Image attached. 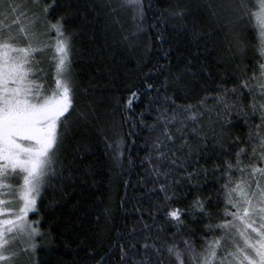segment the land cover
Returning a JSON list of instances; mask_svg holds the SVG:
<instances>
[{
    "label": "snow or ice",
    "instance_id": "obj_1",
    "mask_svg": "<svg viewBox=\"0 0 264 264\" xmlns=\"http://www.w3.org/2000/svg\"><path fill=\"white\" fill-rule=\"evenodd\" d=\"M89 7L105 15L131 10L133 28L122 37L129 47L146 31L144 0H93ZM258 7L255 16L264 32V0ZM248 11L246 0H238L230 6L235 18L230 23ZM74 14L73 0H0V264H39L38 252L54 244L51 232L41 230L42 220L29 217L40 215L48 191L59 195L50 203L56 207L69 189L94 180L93 165L86 162L94 154L88 127L111 149V173L120 174L126 151L121 122L139 123L150 134L146 162L163 198L147 209L137 207V224L118 234L114 249L96 264H111L113 257L117 264H264V61L251 75L241 67L246 49L235 33L210 67L199 52L205 34L195 23L184 25L179 35L192 47L175 66L172 50H165L166 63L157 61L141 84L129 86L133 90L117 121L115 108L111 119L108 111H99L103 96L91 82L82 88L74 71L77 33L68 27ZM167 17L184 19L179 0L167 16L159 14L158 23ZM152 27L165 43L164 32ZM260 48L264 57V42ZM81 91L89 97L83 108L77 100ZM189 97L197 102L189 103ZM142 100L146 112L156 113L151 124L144 112L133 113ZM237 121L247 129L243 136L233 131ZM182 183L198 193L219 185L215 203L211 194L197 195L188 208L173 207L189 195H177ZM112 214L105 207L96 223ZM188 221L203 223L200 247Z\"/></svg>",
    "mask_w": 264,
    "mask_h": 264
},
{
    "label": "trees",
    "instance_id": "obj_2",
    "mask_svg": "<svg viewBox=\"0 0 264 264\" xmlns=\"http://www.w3.org/2000/svg\"><path fill=\"white\" fill-rule=\"evenodd\" d=\"M144 2L146 31L135 42L136 47H129L122 37L132 31L131 10H119L114 14L105 15L106 10L100 8L95 12L91 10L89 5L93 0H73L75 14L68 27L77 33L74 71L80 78L82 88L91 82L96 95L103 96L104 106L99 111L101 113L108 111L109 119L112 118L111 109L115 108V119L121 121L122 106L133 90L129 86L141 84L144 74L149 72L157 61L161 64L166 63L163 57L165 50H172L169 58L175 66L181 60V52H186L192 47L179 35L184 25L191 27L195 23L197 31L205 34V41L201 42L199 52L210 67L216 53H222L228 47L227 41L235 33L240 35L241 43L246 49L241 67L248 68L251 75L252 70L258 68L259 63L264 61V57L260 55L264 32L261 31L255 16L259 11L260 0H246L249 11L244 14L242 20L234 23H230L235 19L231 15L230 6L238 0H179L181 7L185 9L184 19L167 17L166 23H158L159 14L165 13L167 16V10H170L177 0ZM208 5H211V8ZM114 17L119 18V24L114 22ZM154 24L164 32L165 43L161 44L157 40L156 29L152 27ZM237 63H240L239 58ZM228 86L231 87V84ZM87 99L89 97L81 91L77 98L80 107L86 105ZM117 100L119 107L116 105ZM188 102L197 101L195 97H189ZM145 106L146 101L137 102L133 113L144 112L146 122L151 124L156 113L146 112ZM121 123L118 131L124 136L126 151L124 167L120 174L117 176L111 173V149L92 127H88L87 131L90 134L88 138L93 144L94 154L90 155L86 162L93 165L96 173L94 180L90 178L87 186L79 185L77 182L79 186L75 190L69 189L68 194L56 207H50V203L54 199L59 200L60 197L54 195L51 190L48 191L43 203L39 205L40 215H30V220L41 219V230L50 231L54 237V244L48 245L50 250L38 252L39 264H96L109 249H114L118 242V234H126L137 224L140 216L135 210L137 207L147 209L155 201L162 200L163 194L158 192V184L150 171L151 165L146 162L148 156L146 149L151 148L150 134L139 123L136 127H132L130 123ZM233 131L243 136L247 129L237 121ZM109 137L113 138L112 133H109ZM128 159H131V164L128 163ZM233 179L238 180L239 177ZM218 191L219 185L209 184L198 193L182 183L177 189V195L182 198L185 192L189 195L174 203L173 207L186 209L197 195L211 194L215 203ZM122 200H127L128 203L121 206ZM105 207H111L113 214L110 219L102 217L97 224L96 215L102 213ZM220 207L223 208V202ZM210 211L215 212L216 209ZM159 223L168 228L163 219ZM187 228L197 229L194 239L200 247L201 237L204 236L203 223L193 224L188 221ZM173 230L169 229V232ZM89 253H93L94 258ZM111 264H117L115 257Z\"/></svg>",
    "mask_w": 264,
    "mask_h": 264
}]
</instances>
